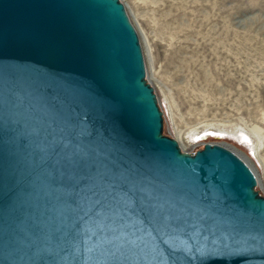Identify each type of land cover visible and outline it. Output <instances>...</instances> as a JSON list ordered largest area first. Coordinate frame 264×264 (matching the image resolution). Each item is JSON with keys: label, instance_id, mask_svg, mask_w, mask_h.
<instances>
[{"label": "water", "instance_id": "95a60500", "mask_svg": "<svg viewBox=\"0 0 264 264\" xmlns=\"http://www.w3.org/2000/svg\"><path fill=\"white\" fill-rule=\"evenodd\" d=\"M145 75L120 0H0V264H264L252 168L219 143L181 151ZM69 139L202 224L169 251L149 237L130 251L109 234L60 252V189L41 148Z\"/></svg>", "mask_w": 264, "mask_h": 264}, {"label": "rangeland", "instance_id": "374dc122", "mask_svg": "<svg viewBox=\"0 0 264 264\" xmlns=\"http://www.w3.org/2000/svg\"><path fill=\"white\" fill-rule=\"evenodd\" d=\"M120 1L165 134L188 153L204 142L233 150L264 195V0Z\"/></svg>", "mask_w": 264, "mask_h": 264}, {"label": "snow or ice", "instance_id": "6c2138e0", "mask_svg": "<svg viewBox=\"0 0 264 264\" xmlns=\"http://www.w3.org/2000/svg\"><path fill=\"white\" fill-rule=\"evenodd\" d=\"M41 152L54 161L51 180L60 189L63 226L57 231L62 253L86 240L110 242L109 234L130 251L144 252L145 237L150 238L151 251H169L172 236H186L202 224L179 201L164 198L135 176L108 168L71 139L44 141ZM83 229L87 231L81 236Z\"/></svg>", "mask_w": 264, "mask_h": 264}, {"label": "bare ground", "instance_id": "6f19581e", "mask_svg": "<svg viewBox=\"0 0 264 264\" xmlns=\"http://www.w3.org/2000/svg\"><path fill=\"white\" fill-rule=\"evenodd\" d=\"M166 13H167V12H166ZM168 13H169V12H168ZM171 13H172V12H171ZM173 14H175V13H173ZM164 16H166V17H170V14H169V15H164ZM170 18H171V17H170ZM164 19H165V18H164ZM180 26H181V25H180ZM182 27H183V26H182ZM178 28H179V27H178ZM199 132H200V131H199ZM199 134H200V133H199ZM202 134H203V133H202ZM243 135H244V134H243ZM244 136H245V135H244ZM244 136H243V137H244ZM247 137H248V136H247ZM240 138H241V137H240ZM245 139H246V138H245ZM245 139H244V140H245ZM249 145L252 146V147H254V146L252 145L251 141L249 142Z\"/></svg>", "mask_w": 264, "mask_h": 264}, {"label": "trees", "instance_id": "16d2710c", "mask_svg": "<svg viewBox=\"0 0 264 264\" xmlns=\"http://www.w3.org/2000/svg\"><path fill=\"white\" fill-rule=\"evenodd\" d=\"M162 133L165 134V132H164V127L162 128ZM165 135H167V134H165ZM200 148H202V146L199 147V148H197V149H200ZM197 149H195V151H196ZM195 151H194V152H195ZM194 152H192V153H194ZM259 194H260V193H259Z\"/></svg>", "mask_w": 264, "mask_h": 264}]
</instances>
